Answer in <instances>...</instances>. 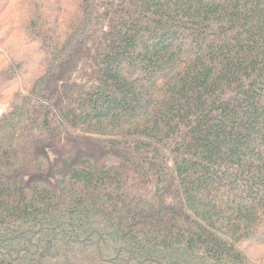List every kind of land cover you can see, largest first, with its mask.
<instances>
[{
  "label": "trees",
  "instance_id": "obj_1",
  "mask_svg": "<svg viewBox=\"0 0 264 264\" xmlns=\"http://www.w3.org/2000/svg\"><path fill=\"white\" fill-rule=\"evenodd\" d=\"M0 264H264V0H0Z\"/></svg>",
  "mask_w": 264,
  "mask_h": 264
},
{
  "label": "rangeland",
  "instance_id": "obj_2",
  "mask_svg": "<svg viewBox=\"0 0 264 264\" xmlns=\"http://www.w3.org/2000/svg\"><path fill=\"white\" fill-rule=\"evenodd\" d=\"M4 110V105L0 103V113Z\"/></svg>",
  "mask_w": 264,
  "mask_h": 264
}]
</instances>
